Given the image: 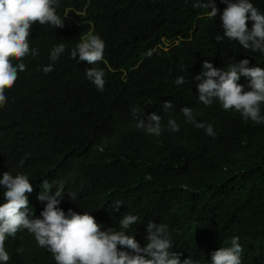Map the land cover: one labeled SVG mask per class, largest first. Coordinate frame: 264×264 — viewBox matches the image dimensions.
I'll list each match as a JSON object with an SVG mask.
<instances>
[{
  "label": "trees",
  "instance_id": "obj_1",
  "mask_svg": "<svg viewBox=\"0 0 264 264\" xmlns=\"http://www.w3.org/2000/svg\"><path fill=\"white\" fill-rule=\"evenodd\" d=\"M214 2L216 18L194 8L196 0H61L63 28L33 25L29 43L38 55L13 59L26 70L0 107V174L28 175L35 217L44 208L37 199L43 181L59 179L65 213L91 214L115 230L124 214L136 215L128 234L141 246L148 222L165 224L181 264L188 258L210 264L212 253L233 237L243 248L242 264H264V124L225 111L218 101L204 106L194 81L205 60L227 70L247 58L264 68V55L227 38L216 41L226 5ZM251 2L264 13V0ZM89 33L106 46L103 61L94 65L105 72L103 92L86 77L92 66L70 55ZM59 43L66 51L45 74ZM179 76L182 86L174 83ZM165 101L173 104L168 112ZM133 107L162 117L159 136L136 127ZM184 107L197 121L211 123L215 135L187 123ZM169 119L179 131L170 129ZM115 201L122 202L116 213ZM5 248L8 264H56L26 230L6 240Z\"/></svg>",
  "mask_w": 264,
  "mask_h": 264
},
{
  "label": "clouds",
  "instance_id": "obj_2",
  "mask_svg": "<svg viewBox=\"0 0 264 264\" xmlns=\"http://www.w3.org/2000/svg\"><path fill=\"white\" fill-rule=\"evenodd\" d=\"M220 2L226 7L220 14L223 36L217 35L216 41L227 38L238 42L245 50L264 55V13L251 0ZM60 4L61 0H0V107L8 101L7 89L14 86L18 72L26 70L23 62L14 64L13 59L22 61L26 56L38 55V49L30 48L29 43L33 25L38 22L55 29L64 27L65 19L57 14ZM193 7L209 9L213 18L219 12L214 0H196ZM247 21L253 22L250 29ZM105 47L99 35L89 33L70 52L72 60L78 56L77 63L87 62L92 66L85 74L99 92L105 90V72L94 65L103 61ZM65 51L63 43L53 47L49 55L51 63L43 67L45 74L53 71V64ZM242 77L248 81L246 86L238 83ZM194 81L198 100L204 106L218 101L223 110H234L246 120L257 125L264 124V68L252 66L247 58L238 63L232 61L227 70L214 68L209 60H205ZM174 83L182 86L186 81L179 76ZM162 108L168 112L173 104L165 101ZM130 111L138 129L149 135L161 134L160 115H146L136 107ZM180 111L187 123L204 129L208 136L215 135L213 125L197 121L191 108L184 107ZM168 125L172 131H179L174 119H169ZM98 150L103 152L104 148L99 147ZM41 188L37 199L44 208L39 217H35L34 210L29 206L28 194L33 192V184L28 175L0 174V190L5 201L0 204V264H8L10 260L5 241L16 239L17 233L25 230L34 236L39 247L52 254L56 264H181V253L172 250L167 225L148 222L145 245L141 246L134 234H128L131 227L137 224L138 216L124 214L119 221V230L106 228L98 224L91 214H79L71 209L65 213L60 208L66 192L63 180L49 182L45 179ZM69 196L73 200V196ZM121 206V201H115L113 211L118 212ZM229 243L230 246L220 247L212 253L210 264H242L243 248L239 237H233ZM17 251L22 253L24 249ZM182 264L197 262L188 258Z\"/></svg>",
  "mask_w": 264,
  "mask_h": 264
}]
</instances>
